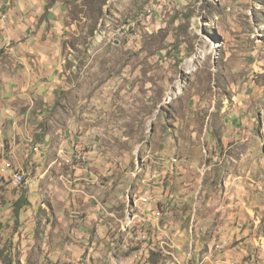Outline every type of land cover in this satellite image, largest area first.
I'll return each instance as SVG.
<instances>
[{
  "label": "crops",
  "instance_id": "0c3cea01",
  "mask_svg": "<svg viewBox=\"0 0 264 264\" xmlns=\"http://www.w3.org/2000/svg\"><path fill=\"white\" fill-rule=\"evenodd\" d=\"M121 1L0 0V223L36 217L35 203L22 208L24 193L11 207V178L20 172L31 200L51 198L48 235L80 238L79 253L95 260L264 264V155L246 147L221 155L209 141L198 167L197 158H169L162 146L155 155L105 148L95 127L102 106L94 89H76L66 42L128 18ZM80 152L84 164L75 160Z\"/></svg>",
  "mask_w": 264,
  "mask_h": 264
},
{
  "label": "rangeland",
  "instance_id": "374dc122",
  "mask_svg": "<svg viewBox=\"0 0 264 264\" xmlns=\"http://www.w3.org/2000/svg\"><path fill=\"white\" fill-rule=\"evenodd\" d=\"M121 2L128 18L121 14L96 34L66 42L76 89H94L102 106L95 127L105 148L155 155L162 146L169 158L187 164L197 158L198 167L209 141L221 155L245 147L264 155V0ZM79 156L88 161L83 152L75 160ZM12 185L13 210L24 193L22 208L35 203L36 217L0 223V264H111L80 254V238H51V198L31 200L23 184Z\"/></svg>",
  "mask_w": 264,
  "mask_h": 264
},
{
  "label": "bare ground",
  "instance_id": "6f19581e",
  "mask_svg": "<svg viewBox=\"0 0 264 264\" xmlns=\"http://www.w3.org/2000/svg\"><path fill=\"white\" fill-rule=\"evenodd\" d=\"M151 11V10H150ZM148 11H146V14H147ZM13 50V49H11ZM206 56V52L204 50H201L200 51V58H205ZM188 67L190 68V65L188 64ZM0 143L2 144V147H4V143H3V140H2V135H1V130H0ZM81 157V156H79ZM83 160H85V156L82 157ZM24 179L23 175L20 173V172H17V173H14V175L12 176L11 178V182L14 184V186H20L22 185V181L20 179ZM143 201L144 202H147L148 199L147 198H143Z\"/></svg>",
  "mask_w": 264,
  "mask_h": 264
},
{
  "label": "built area",
  "instance_id": "2783aa9c",
  "mask_svg": "<svg viewBox=\"0 0 264 264\" xmlns=\"http://www.w3.org/2000/svg\"><path fill=\"white\" fill-rule=\"evenodd\" d=\"M2 144L0 143V153L2 152ZM2 162L3 163H6V164H8L9 165V162L8 161H6V160H4V158L2 157ZM76 162L77 163H79V164H84V163H86V162H83L82 161V157H79V159L78 160H76ZM10 166V165H9ZM13 168V167H12ZM13 171H16L15 169H13ZM20 179V178H19ZM21 181H22V184H24L25 183V179H20Z\"/></svg>",
  "mask_w": 264,
  "mask_h": 264
},
{
  "label": "trees",
  "instance_id": "16d2710c",
  "mask_svg": "<svg viewBox=\"0 0 264 264\" xmlns=\"http://www.w3.org/2000/svg\"><path fill=\"white\" fill-rule=\"evenodd\" d=\"M27 202V199L25 198L23 201H22V205L25 204Z\"/></svg>",
  "mask_w": 264,
  "mask_h": 264
}]
</instances>
